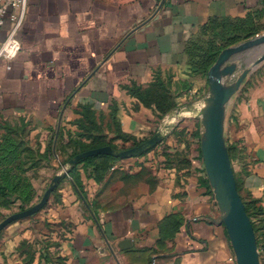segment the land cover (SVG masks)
<instances>
[{
    "label": "crops",
    "instance_id": "1",
    "mask_svg": "<svg viewBox=\"0 0 264 264\" xmlns=\"http://www.w3.org/2000/svg\"><path fill=\"white\" fill-rule=\"evenodd\" d=\"M263 18L264 0H28L22 47L0 58V142L25 126L19 155L39 158L22 163L32 202L58 165L47 147L60 119L67 136L85 109L115 113L123 132L147 137L163 120L130 89L161 81L177 104L203 100L208 80L191 68L197 37L215 22ZM12 27L6 18L0 44ZM225 136L240 148L232 166L241 195L264 210V61L229 101ZM163 143L108 162L99 181L81 166V189L65 180L56 203L0 231V264H236L199 150L173 136Z\"/></svg>",
    "mask_w": 264,
    "mask_h": 264
},
{
    "label": "water",
    "instance_id": "2",
    "mask_svg": "<svg viewBox=\"0 0 264 264\" xmlns=\"http://www.w3.org/2000/svg\"><path fill=\"white\" fill-rule=\"evenodd\" d=\"M264 61V33L234 46L224 48L216 62L208 70L209 92L199 104L197 115L201 118V153L209 184L221 213L220 224H224L232 244L236 264H261L257 236L252 221L246 211L244 201L238 191L237 182L230 159L225 122L227 105L237 93L249 73ZM245 68L241 69V63ZM167 116L162 123L164 128L142 143L127 149H116L110 145L93 148L77 154L69 161V169L80 160L95 155H111L128 158L140 155L164 140L169 126ZM61 119L54 138L53 150L59 137ZM54 176L42 199L23 211L13 213L0 222V231L10 223L28 218L41 211L48 203L52 192L63 176ZM128 240H124V244Z\"/></svg>",
    "mask_w": 264,
    "mask_h": 264
},
{
    "label": "trees",
    "instance_id": "3",
    "mask_svg": "<svg viewBox=\"0 0 264 264\" xmlns=\"http://www.w3.org/2000/svg\"><path fill=\"white\" fill-rule=\"evenodd\" d=\"M222 21H230V20H222ZM230 22L239 23V21H230ZM249 22L254 23L252 21H247L245 23L249 24ZM223 49H220L216 53L214 61L212 63H209L205 70H197V68L191 65L192 70L197 73H202L203 75L206 74L209 68L216 62L219 53ZM153 86L154 87H151L149 89H142L140 87H135L130 89V92L132 95L139 98L143 103L147 105H151V103H154L156 110H158L160 114V117H163L176 106L177 104L176 97L179 94L178 92H175L169 85H166L161 81L155 82ZM83 114L84 117L75 122L76 127L79 130V134L77 135V137L83 138V136H85V138L88 139L89 143L91 142L92 145H89L86 142H81L82 149L80 151L72 153L69 156V158H67L66 162H69L73 157H75L77 154L81 152L93 148L110 145V143L107 141L108 139L100 135L102 134L103 129L101 128V126H98V124L95 122L96 119L95 112L90 109H85ZM112 115L115 118V120H117L115 113H113ZM116 122L117 125H116L115 133H117V137L122 138L124 140H134V145H138L144 140H146L143 139L137 141L133 135L123 132L120 123L118 121ZM89 123L91 125L87 126L89 125ZM187 128L188 126L183 128L182 130H186ZM9 129L10 131H8V133L2 138L0 142V193H2L0 194V208L1 207L4 208L6 202H9L11 198H15L16 200L22 201L23 203L32 202L34 196V190L30 185L29 181L24 177V172L26 170H23L22 163H27V164L29 163L31 165H35L39 161V160H34V154L32 153V151L29 150L25 160L22 159L21 156L19 155L20 151H26V147H25L26 140L24 138L25 136H23L25 131V126L22 127L20 131L14 128H9ZM93 129L97 131H94ZM64 133H65V127L61 126L58 142H57L58 150L60 144L64 139ZM94 133L98 135H95ZM71 139L73 138H70L67 141L69 142ZM112 147L114 148V146ZM228 151L233 165V163L239 157L238 154L240 153V148L237 143H229ZM50 152H52L51 147L47 149V154H49ZM116 159L119 158L106 154L86 157L80 160L78 164L74 166V169L72 171L74 172V177H72V180L81 189L82 183L79 181V176L76 175L78 172L76 167L79 164H82V166H92L93 167L92 175L95 177L97 181H99L104 177L103 171L104 170L106 171V169L110 167V164L108 162H111ZM66 177L67 176L64 175L60 179V181H62ZM235 178L237 182V188L240 193L241 188H240L239 180L236 175ZM205 180L206 182H208L207 178ZM241 197L244 201L246 211L249 217L251 218L252 224L254 226V230L257 236L258 246L260 248H263L262 251H260V256L262 260V258H264V210H262V208L257 206L256 201L248 200L242 195ZM63 224L64 226H67L66 223ZM48 225L50 226L51 223H48ZM41 257L46 262L50 259V256L47 252L45 253L43 252Z\"/></svg>",
    "mask_w": 264,
    "mask_h": 264
},
{
    "label": "rangeland",
    "instance_id": "4",
    "mask_svg": "<svg viewBox=\"0 0 264 264\" xmlns=\"http://www.w3.org/2000/svg\"><path fill=\"white\" fill-rule=\"evenodd\" d=\"M258 22L259 24L251 23V22L247 24L243 22L238 23V22H230V21L215 22L213 26H210L203 33H201V35L197 37L195 43L192 45L191 65L197 68V70H205L208 64L214 61L215 55L220 49L229 47L230 45L232 46L237 45L248 39L256 37L259 33L264 32V18L262 19V21H258ZM242 63L243 64L241 65V69H244L246 63L245 62H242ZM207 73L204 74V77H206V79L208 80ZM208 92H209V81H207V84L204 87V91L201 92L199 97L202 96L204 98L208 94ZM194 101L195 100L193 99L190 102H187L185 104H176V106L172 110H170L166 115L161 117L162 120H164L168 115L172 117L169 119L170 121H167L168 124L169 122L171 123L170 124L171 126H169L170 129H168L169 131L167 132L163 141L165 142L167 138L173 136L174 139H176L177 141L182 140L183 142H187V146L189 147H190V144L191 146L192 144L195 145V147H197V149L199 150V154L202 156L200 140H201V133L203 131V126H202L201 118L197 115V112L200 109L199 104L202 102V99L198 100L197 102H194ZM116 121L118 120H115V118L111 114L104 116V117L96 115L95 122L98 124V126H101V128L103 129V132L100 135L108 139L107 141L110 143V145L114 146V148L116 149H127V148H131L135 146L134 140H124L122 138L117 137V133H115L116 125H117ZM90 125L91 124L89 123V125L87 126H90ZM187 126H188V128L186 129L187 131L182 130L183 128ZM162 128L164 127L161 124L159 129H162ZM73 130H74L73 131L74 133H71L72 129L71 128L68 129L67 136H65V133H64V139L59 146V150L57 149V145H56L57 155L54 153V150H53L55 133L48 144L47 148H50V147L52 148V152L49 153V156H51V158L54 159V162L58 164L57 166L54 165V176L63 172L64 173L63 176L66 175L67 177L64 178L62 181L58 182V185L55 188V190L52 192L50 199L48 203L46 204V206L36 214L43 212V210L47 208L50 201L56 203L55 201L58 200V196H59L58 194L59 189L61 187V184L65 180H67L68 182L73 181L72 177H74V172L72 171L74 169V166H76L78 163L73 165L69 169V171L66 172L69 166V162H66L67 158H69V156L72 153L80 151L82 149L81 142H86L87 144L92 145V143L91 142L89 143V140L86 139L85 136H83V138L77 137V135L79 134V130L77 127L76 129H73ZM94 131H97V130H94ZM156 132L157 130L155 132H152L149 136L143 137V138H137L136 136L134 137L136 138L137 141H140L143 139L147 140L151 138ZM94 134L98 135L96 133ZM183 136L185 137L182 139ZM70 138H73V139L70 140L71 142L70 141L68 142L67 140ZM163 141L160 142L158 145L160 144L164 145ZM164 148H166L165 145H164ZM165 154H167L168 158L171 159V154H169L167 150L165 151ZM178 154L180 153H176L175 155L177 156ZM34 155H35L34 160H38L39 159L38 154L34 153ZM202 162H203V159H202ZM203 165H204V162H203ZM81 166L82 164H79L76 167V169L78 170ZM204 170H205V167H204ZM51 181L49 185L46 187V189L44 190V192L50 186ZM44 192L40 194L36 202L23 203L22 201L16 200L15 198H11L9 202H6V205L4 208L3 207L0 208V222L13 213L23 211L37 204L42 199ZM28 218H24V220ZM63 223L64 222L61 223V222L54 221V227L56 226L61 227V225L64 226ZM263 260L264 259L262 258L261 264H264Z\"/></svg>",
    "mask_w": 264,
    "mask_h": 264
},
{
    "label": "built area",
    "instance_id": "5",
    "mask_svg": "<svg viewBox=\"0 0 264 264\" xmlns=\"http://www.w3.org/2000/svg\"><path fill=\"white\" fill-rule=\"evenodd\" d=\"M27 8L28 0H0V28L6 18H9L13 23L7 38L0 44V58L11 60L20 51L22 44L16 37V32L25 20ZM262 249L259 247V251Z\"/></svg>",
    "mask_w": 264,
    "mask_h": 264
}]
</instances>
